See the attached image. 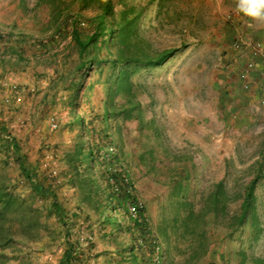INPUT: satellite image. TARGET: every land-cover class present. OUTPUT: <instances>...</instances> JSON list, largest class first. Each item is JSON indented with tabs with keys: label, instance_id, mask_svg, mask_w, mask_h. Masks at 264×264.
Wrapping results in <instances>:
<instances>
[{
	"label": "rangeland",
	"instance_id": "obj_1",
	"mask_svg": "<svg viewBox=\"0 0 264 264\" xmlns=\"http://www.w3.org/2000/svg\"><path fill=\"white\" fill-rule=\"evenodd\" d=\"M239 3L0 0V125L18 140L27 162L58 184L71 241L86 264H149L158 258L160 264H264V108L230 89L225 69L231 35L239 28L264 35V18L245 15ZM103 13L111 14L105 24ZM113 19L120 30L134 20L119 47V68L92 59L74 71L80 85L73 101L62 91L52 96L53 78L83 63L77 35L100 36L98 58H118L107 44L109 34L102 36ZM166 53L164 62L129 69L120 79L125 64L145 66ZM76 112L84 113L91 130L98 195L79 185L89 174L64 165V154L74 150L70 120L79 131ZM107 180L115 191H104ZM253 181L255 208L233 232L231 218ZM126 192L132 202L118 214L131 233L105 222V214H115L111 204ZM22 200L24 211L33 207L41 215L38 235L20 226L16 209ZM48 210V201L31 194L19 165L0 145V264H59L65 230ZM131 240L141 244L136 261L129 248L121 253L120 243Z\"/></svg>",
	"mask_w": 264,
	"mask_h": 264
},
{
	"label": "trees",
	"instance_id": "obj_2",
	"mask_svg": "<svg viewBox=\"0 0 264 264\" xmlns=\"http://www.w3.org/2000/svg\"><path fill=\"white\" fill-rule=\"evenodd\" d=\"M107 7L110 9L111 4H107ZM125 16V15H124ZM107 17H111V14H101L99 18H101V23L105 24ZM126 17V16H125ZM134 20L128 19V21L125 23V26L122 27V29H118L115 25V20H110V24L112 27L107 30V26L103 25L102 29V36L105 33L109 34V39H107V44L113 46L117 49L119 52L118 58H111L109 59L104 58L100 59L98 58V53H100V45H99V38L100 36H93L89 38L88 40H83L80 36H76V43H77V51L78 55L81 59H83V63L79 64V67L76 69L69 68L66 70V68L63 69V73L60 74V77L58 79L53 78V81L51 82V85L49 86L50 90H54L52 92V96H58L59 92L68 93L70 100L73 101V90L77 88L78 85H80V80L78 77V74L76 72H81L84 67L88 64L90 60H95L97 58V61L103 62V64L111 63L113 68H119L120 58H124L123 56V49L119 48L120 44L125 42L124 38L125 33H129ZM105 43L106 41L103 40ZM108 51L111 52V47L108 49ZM107 51V52H108ZM108 52V55L110 54ZM87 54H92L93 56L89 58V60L86 58ZM168 57V53L166 54H160L155 60H150L145 66L140 65L138 63L137 66L130 65L128 63L123 66V69L121 71L120 79L124 80L128 77L129 69L132 68H144L149 67L152 65H157L162 62ZM138 61V60H135ZM91 62V61H90ZM132 66V67H131ZM76 71V72H74ZM56 79V81H54ZM51 92L47 93L44 96H51ZM64 103L66 100L63 101ZM77 118L76 122L79 126V131L77 132L75 129V124L72 120L69 121V126L72 132H76L74 136V143H73V152L64 154L65 159V168L68 171H74L76 170V173L78 175H81V173L89 174V178L86 180L85 178H82L80 180V184L84 189H86L89 193H95L98 195L101 191V186L99 184V181L97 179L96 173L91 172L94 171V167L96 165V150L93 146V142L90 137V129L89 126L86 123V116L84 113L76 112ZM105 124L107 123L106 116H103ZM0 145L2 149H5L6 152L10 153L13 159L16 161V163L19 165L21 173L23 174L24 178L27 180L28 184L31 187V194L38 196L39 198L48 201L49 203V214H52L58 218L59 221H61L64 230H65V248L63 250V254L61 256V259L59 261V264H86V257L85 253L79 251L76 248V244L71 241V227L69 225V222L66 218V210L64 207V204L60 201V195L58 192V184L48 179L45 172H42L37 165L31 166L30 163L27 162V155L23 153L22 148L18 140L9 134L7 131V128L4 125H0ZM131 180L128 181V185H131ZM256 181H253L249 190L246 192L242 203L240 207V213L235 214L231 220L236 224L234 231H237L238 228H241L244 226L248 219V214L250 210H253L255 208V196H254V186ZM220 185H222V182H220ZM104 191H115L114 185L111 182V180H107L106 187L104 188ZM2 199V198H1ZM10 199H16L15 196H12ZM132 195L130 192H126V195H123V197H119L117 200V203H112L111 209L115 211V214L112 216L111 219L107 218L108 216L105 214V222L106 223H112L114 224L118 230H124L125 233H131V226H125V224H122V219L119 216V210L124 205L126 208L129 206L127 205V202H132ZM9 200L3 202V206L7 208L9 204ZM220 196L216 195V198L214 199V203L216 205H219ZM17 209L16 212L18 213V221L20 222V226L24 229L26 228H32L34 235H38L37 228L41 226V218L39 211L35 208H30L29 212H26L23 210V200L17 201ZM11 200H10V207H11ZM135 206V205H134ZM218 208L214 210V214L217 215L219 213L217 211ZM143 212V210H142ZM2 216L3 213L1 212ZM193 215V214H192ZM141 217H143V214H141ZM191 220H193V216H188V218L185 220L186 224H188ZM135 225L141 227V220L137 221L134 220ZM231 232V234L233 233ZM132 242L128 245L123 244V241L120 243L121 253L125 252L127 248H129L130 251V259L133 261H136L139 257L138 251L141 250V244L136 242V240H131ZM0 242L2 240L0 239ZM156 244V241H151L150 245ZM154 245V250H155ZM157 248V247H156ZM160 248V246H158ZM153 249V248H152ZM161 260L158 258V260L154 261L151 259L149 264H160Z\"/></svg>",
	"mask_w": 264,
	"mask_h": 264
},
{
	"label": "built area",
	"instance_id": "obj_3",
	"mask_svg": "<svg viewBox=\"0 0 264 264\" xmlns=\"http://www.w3.org/2000/svg\"><path fill=\"white\" fill-rule=\"evenodd\" d=\"M229 17L234 19L235 16L232 14ZM251 33L239 28L226 45L230 60L225 67L229 74L226 84L230 89H239L246 94L243 98L247 102H255L258 107L264 108V94L260 93L264 91V70H259L260 64L264 63V41ZM232 63L237 65L233 67ZM131 209L137 211L136 206Z\"/></svg>",
	"mask_w": 264,
	"mask_h": 264
},
{
	"label": "clouds",
	"instance_id": "obj_4",
	"mask_svg": "<svg viewBox=\"0 0 264 264\" xmlns=\"http://www.w3.org/2000/svg\"><path fill=\"white\" fill-rule=\"evenodd\" d=\"M239 9L254 19L264 18V0H240Z\"/></svg>",
	"mask_w": 264,
	"mask_h": 264
},
{
	"label": "crops",
	"instance_id": "obj_5",
	"mask_svg": "<svg viewBox=\"0 0 264 264\" xmlns=\"http://www.w3.org/2000/svg\"><path fill=\"white\" fill-rule=\"evenodd\" d=\"M261 31H263V30H261ZM257 37H259L260 39H262L263 41H264V35H263V33L262 32H259V31H257V35H256ZM264 70V63H261L260 64V66H259V70ZM260 93H263L264 94V91L263 92H260Z\"/></svg>",
	"mask_w": 264,
	"mask_h": 264
}]
</instances>
